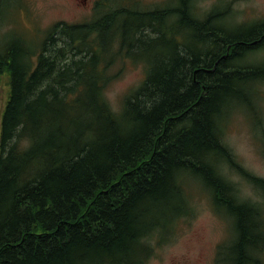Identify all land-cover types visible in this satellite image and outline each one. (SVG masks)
Instances as JSON below:
<instances>
[{
	"label": "trees",
	"instance_id": "trees-1",
	"mask_svg": "<svg viewBox=\"0 0 264 264\" xmlns=\"http://www.w3.org/2000/svg\"><path fill=\"white\" fill-rule=\"evenodd\" d=\"M108 1L89 22L54 25L40 51L0 48V98L4 76L11 87L0 264H146L153 240L192 216L200 187L236 233L217 263L262 264L264 210L238 202L224 136L240 112L264 129V20L232 30L227 10L203 16L196 0ZM127 60L146 77L116 111L106 90ZM243 174L264 195V180Z\"/></svg>",
	"mask_w": 264,
	"mask_h": 264
},
{
	"label": "rangeland",
	"instance_id": "rangeland-1",
	"mask_svg": "<svg viewBox=\"0 0 264 264\" xmlns=\"http://www.w3.org/2000/svg\"><path fill=\"white\" fill-rule=\"evenodd\" d=\"M103 1L0 0V48L4 50V44L22 40L34 50L40 51L50 28L62 22H89L96 15L95 7ZM119 1L122 0L108 2L116 5ZM137 1L143 10H155L167 4H175L173 0ZM196 7L203 16L219 8L227 10L231 18H227L226 22L232 30L237 25L264 20V0H196ZM114 72L115 79L107 88L106 95L113 109L118 111L122 108L125 97L145 79L146 72L142 63L136 64L132 60L118 62ZM10 92L9 79L5 76L1 83V130L2 112ZM229 124L224 142L231 148L239 164L227 167L224 174L235 186L239 203L264 208L262 191L243 174L246 172L264 180V129L261 126L257 129L256 123L252 124L242 112L233 117ZM214 202L209 190L200 187L193 200L192 216L178 222L176 231L168 241L158 244L157 240H153L154 252L146 264H218L219 246L231 241L236 233L231 217L218 212Z\"/></svg>",
	"mask_w": 264,
	"mask_h": 264
},
{
	"label": "bare ground",
	"instance_id": "bare-ground-1",
	"mask_svg": "<svg viewBox=\"0 0 264 264\" xmlns=\"http://www.w3.org/2000/svg\"><path fill=\"white\" fill-rule=\"evenodd\" d=\"M5 45H6V44H5ZM8 100H9V99H8ZM7 103H8V101L6 102L4 109L6 108ZM1 107H2V101H1V98H0V108H1Z\"/></svg>",
	"mask_w": 264,
	"mask_h": 264
},
{
	"label": "water",
	"instance_id": "water-1",
	"mask_svg": "<svg viewBox=\"0 0 264 264\" xmlns=\"http://www.w3.org/2000/svg\"><path fill=\"white\" fill-rule=\"evenodd\" d=\"M0 136H1V133H0Z\"/></svg>",
	"mask_w": 264,
	"mask_h": 264
}]
</instances>
